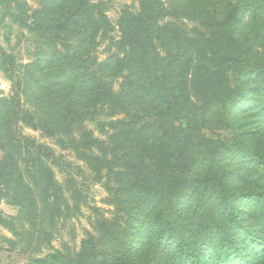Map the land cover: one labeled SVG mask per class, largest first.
Wrapping results in <instances>:
<instances>
[{
  "label": "trees",
  "instance_id": "16d2710c",
  "mask_svg": "<svg viewBox=\"0 0 264 264\" xmlns=\"http://www.w3.org/2000/svg\"><path fill=\"white\" fill-rule=\"evenodd\" d=\"M33 1L0 0L37 43L29 63L0 48V203L19 207L0 225L26 264H264V0H134L114 26L101 0ZM23 127L107 193L74 252L52 241L82 184Z\"/></svg>",
  "mask_w": 264,
  "mask_h": 264
},
{
  "label": "rangeland",
  "instance_id": "374dc122",
  "mask_svg": "<svg viewBox=\"0 0 264 264\" xmlns=\"http://www.w3.org/2000/svg\"><path fill=\"white\" fill-rule=\"evenodd\" d=\"M28 6L34 7L36 4L33 0H23ZM99 1V0H96ZM166 6H168L167 0H162ZM104 3L105 13L114 26L116 19L123 9H128L135 11L137 9V2L134 0H101ZM1 8V7H0ZM1 18V13H0ZM246 18V17H245ZM183 24L192 26V23L188 20L182 19ZM116 28V27H115ZM113 37L118 39L117 30L111 33ZM37 43L30 39V36L26 32L21 31L14 24H11L8 19L0 20V48L7 54L13 55L15 59L21 61L22 63H29L33 60L34 54L37 52ZM115 52L114 48L109 47L108 40H100L97 48L93 52V55L98 59H104L109 53ZM113 89H116V84L112 85ZM12 88V82L5 76V73L0 69V98H6L10 93ZM89 127L95 135H98L97 128L94 124H88ZM22 134L29 136L31 138H36L39 142L49 145L53 148L55 155L60 158L61 166L64 169L53 166L56 178L59 181L64 180L65 176L71 174L76 176L78 182H80L81 189L83 190L86 198V202L81 205V209L78 214L73 215L70 221L66 223V226L60 230L56 238L53 239L52 245L54 249H61L68 247L71 252L78 250L79 243L86 231H92L91 221L94 218V210L98 209L102 214L108 216V212L112 210V206L109 203L107 193L105 192L101 184H90L89 172L78 162L73 153L68 150H62L56 143L54 139L42 136L40 133L31 130L28 127H23L21 130ZM70 163V166L64 164ZM75 167H79L82 173L73 170ZM69 173H66L68 172ZM76 171V174H75ZM85 178H84V177ZM0 210L5 218H13L17 215L19 207L11 202L2 201L0 203ZM8 240H13L12 233L9 229L0 225V264H26L34 255L27 253L24 248V244L11 245ZM42 256V255H37Z\"/></svg>",
  "mask_w": 264,
  "mask_h": 264
}]
</instances>
